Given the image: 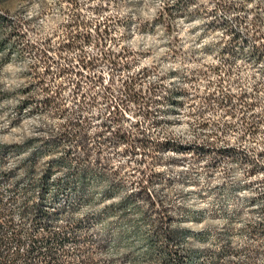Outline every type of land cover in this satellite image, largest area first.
Instances as JSON below:
<instances>
[{"label":"rangeland","instance_id":"374dc122","mask_svg":"<svg viewBox=\"0 0 264 264\" xmlns=\"http://www.w3.org/2000/svg\"><path fill=\"white\" fill-rule=\"evenodd\" d=\"M145 10V0H0L3 260L264 264L261 82L233 91L239 61L264 64V19L253 33L244 6L176 0L154 19ZM233 10L244 15L227 19ZM196 18L207 20L200 39L231 37L203 50L220 64L185 55L177 21ZM159 29L166 42L150 44ZM159 48L169 51L153 59ZM144 60L152 66L125 75ZM177 60L201 66L158 75ZM154 75L177 79L146 83ZM185 108L199 117L190 142L167 132Z\"/></svg>","mask_w":264,"mask_h":264},{"label":"clouds","instance_id":"9594fccd","mask_svg":"<svg viewBox=\"0 0 264 264\" xmlns=\"http://www.w3.org/2000/svg\"><path fill=\"white\" fill-rule=\"evenodd\" d=\"M54 0H48V3H53ZM102 0H93V3L99 4ZM176 0H145V3L150 5V10H145L146 17L148 19H154L158 13H162L165 6L168 4H174ZM201 2L208 8L209 11H212L216 8V4L223 2L226 4H234L236 6V9H239L241 6L246 7L247 9H250L251 12L248 14V28L255 33L256 29L252 27L253 22L255 20L256 15L258 14L262 19H264V10H258V6L261 9H264V0H252L251 3H248L247 0H201ZM122 14V13H121ZM32 13H29V16H31ZM244 13L233 10L231 11L227 19L234 20L236 17L243 16ZM207 20L204 18H196L192 19L190 22H186L184 19H180L177 21V26L179 27L180 31L178 35L182 39L181 47L184 49L185 55L188 53H193L194 56L200 60H202L207 65H217L220 64L221 58L217 55V52L214 50L212 54H206L203 50L205 46L208 45H223L226 44L231 37L226 35L224 31H216L214 33H210L207 35H204L202 39V33L204 32V29L202 25L206 24ZM195 30V31H192ZM261 32H264V27H261ZM164 36L163 29L158 30L157 36H151L148 37V41L152 45L159 46L166 41L164 39H161V37ZM199 39V42L197 43V40ZM135 47V44L133 45ZM148 45H145V50L147 49ZM168 49L166 48H159L158 51L155 53V56L153 59H156L160 56H164L168 53ZM153 61L152 60H144L138 67H134L130 73H125L126 76H135L138 71H140L141 68L150 67L152 66ZM239 65L244 68L243 73L239 77L241 80V83L243 84V88H240L239 86L233 87V91L239 93L240 91H247L252 92V85L257 83L258 81L261 82V92L260 97L264 98V75L260 74V70L264 69V64H261L258 68H253L251 65H245L244 61H239ZM201 65L198 64H185L182 60H177L172 63H163L159 66V76H163L166 73L170 71H181L186 68H192V67H200ZM177 78H171L166 79L165 81H159L158 76H151L146 83L151 84L153 82L157 83H164L166 85H172L174 82H176ZM187 87V86H186ZM196 104L199 105L200 101L197 100ZM192 111L189 108L184 109V113L179 117H168V119L172 120H179L181 123L178 126H173L171 128L167 129V132L174 133L177 136L186 137L187 141H193L197 138V136L200 134L199 129L196 127V124L199 120V117L192 118L189 115V112ZM257 112L260 111V109H256ZM131 120L132 117H129ZM136 119H141V117H136ZM163 119V118H162ZM160 131H164V129H161ZM238 134H233L232 136L228 137L229 140L232 142H235L236 136ZM264 139V137H262ZM122 162V161H121ZM240 175L239 173L237 174ZM242 195H246L245 193H242ZM200 207H207V202L200 205Z\"/></svg>","mask_w":264,"mask_h":264},{"label":"built area","instance_id":"2783aa9c","mask_svg":"<svg viewBox=\"0 0 264 264\" xmlns=\"http://www.w3.org/2000/svg\"><path fill=\"white\" fill-rule=\"evenodd\" d=\"M0 264H12L10 260H3L1 257H0Z\"/></svg>","mask_w":264,"mask_h":264},{"label":"trees","instance_id":"16d2710c","mask_svg":"<svg viewBox=\"0 0 264 264\" xmlns=\"http://www.w3.org/2000/svg\"><path fill=\"white\" fill-rule=\"evenodd\" d=\"M175 254H178V253H175ZM176 256V255H175ZM179 257V255H177ZM50 259H53L52 257ZM181 260V259H180ZM51 260L49 261V263H46V264H50ZM53 263V262H51Z\"/></svg>","mask_w":264,"mask_h":264}]
</instances>
